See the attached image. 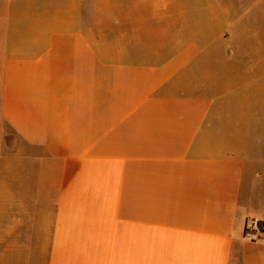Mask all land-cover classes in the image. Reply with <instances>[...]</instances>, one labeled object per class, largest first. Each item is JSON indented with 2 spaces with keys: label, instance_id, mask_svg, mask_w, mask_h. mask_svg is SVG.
I'll use <instances>...</instances> for the list:
<instances>
[{
  "label": "crops",
  "instance_id": "1",
  "mask_svg": "<svg viewBox=\"0 0 264 264\" xmlns=\"http://www.w3.org/2000/svg\"><path fill=\"white\" fill-rule=\"evenodd\" d=\"M264 0H0V264H264Z\"/></svg>",
  "mask_w": 264,
  "mask_h": 264
},
{
  "label": "built area",
  "instance_id": "2",
  "mask_svg": "<svg viewBox=\"0 0 264 264\" xmlns=\"http://www.w3.org/2000/svg\"><path fill=\"white\" fill-rule=\"evenodd\" d=\"M264 234V223L255 218H249L246 220L243 229V237L250 241L256 242Z\"/></svg>",
  "mask_w": 264,
  "mask_h": 264
}]
</instances>
